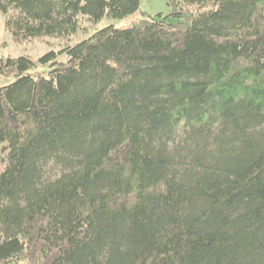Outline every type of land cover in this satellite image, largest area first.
Masks as SVG:
<instances>
[{
  "label": "trees",
  "instance_id": "16d2710c",
  "mask_svg": "<svg viewBox=\"0 0 264 264\" xmlns=\"http://www.w3.org/2000/svg\"><path fill=\"white\" fill-rule=\"evenodd\" d=\"M141 3L0 13L20 43ZM169 6L37 61L0 56L15 77L0 88V264H264V0Z\"/></svg>",
  "mask_w": 264,
  "mask_h": 264
},
{
  "label": "rangeland",
  "instance_id": "374dc122",
  "mask_svg": "<svg viewBox=\"0 0 264 264\" xmlns=\"http://www.w3.org/2000/svg\"><path fill=\"white\" fill-rule=\"evenodd\" d=\"M170 1L171 0H142L140 9L135 14L124 19L109 20L105 18L99 24L93 25L86 17H82L80 22L81 30L76 35L70 37L41 38L20 43L15 41L11 33L6 29L5 17L0 13V56L3 59L29 56L37 61L40 57L50 51H60L68 45H74L87 39L96 29L101 30L108 26L127 29L130 28L134 22L141 20L148 14H170ZM59 60L66 61L67 58L61 57ZM48 70V66H39L32 73H45ZM14 81V76L0 78V88L13 83ZM263 130L264 128H261V131ZM50 173L51 174L49 175L53 174L52 172Z\"/></svg>",
  "mask_w": 264,
  "mask_h": 264
}]
</instances>
